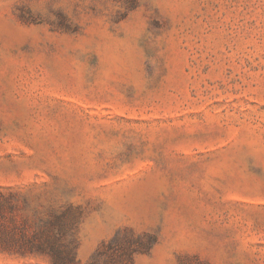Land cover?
Wrapping results in <instances>:
<instances>
[{
	"label": "rangeland",
	"instance_id": "1",
	"mask_svg": "<svg viewBox=\"0 0 264 264\" xmlns=\"http://www.w3.org/2000/svg\"><path fill=\"white\" fill-rule=\"evenodd\" d=\"M0 264H264V0H0Z\"/></svg>",
	"mask_w": 264,
	"mask_h": 264
},
{
	"label": "trees",
	"instance_id": "2",
	"mask_svg": "<svg viewBox=\"0 0 264 264\" xmlns=\"http://www.w3.org/2000/svg\"><path fill=\"white\" fill-rule=\"evenodd\" d=\"M50 246V245H49ZM41 250H44V249H41Z\"/></svg>",
	"mask_w": 264,
	"mask_h": 264
}]
</instances>
